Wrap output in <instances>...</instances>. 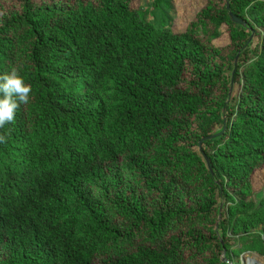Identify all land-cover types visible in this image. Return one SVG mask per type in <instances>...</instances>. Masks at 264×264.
<instances>
[{
    "label": "trees",
    "instance_id": "trees-1",
    "mask_svg": "<svg viewBox=\"0 0 264 264\" xmlns=\"http://www.w3.org/2000/svg\"><path fill=\"white\" fill-rule=\"evenodd\" d=\"M135 1L0 0V74L33 89L0 129V264L264 256V0L182 32Z\"/></svg>",
    "mask_w": 264,
    "mask_h": 264
},
{
    "label": "rangeland",
    "instance_id": "rangeland-1",
    "mask_svg": "<svg viewBox=\"0 0 264 264\" xmlns=\"http://www.w3.org/2000/svg\"><path fill=\"white\" fill-rule=\"evenodd\" d=\"M206 0H172L171 8L166 9L167 12V24L171 25L176 32H182L186 29L187 25L196 17L197 12L205 4ZM144 3H140L138 0L133 3L135 8H138ZM147 3L145 4V6ZM264 38V31H263ZM229 38L225 33L219 39L215 40L216 45L224 46L228 44ZM253 185L256 191L260 189L264 190V166L261 169H257L252 177ZM236 247L238 245H235ZM240 264H249V261H253L252 264H264V256L255 252H243L236 258V261Z\"/></svg>",
    "mask_w": 264,
    "mask_h": 264
},
{
    "label": "clouds",
    "instance_id": "clouds-1",
    "mask_svg": "<svg viewBox=\"0 0 264 264\" xmlns=\"http://www.w3.org/2000/svg\"><path fill=\"white\" fill-rule=\"evenodd\" d=\"M32 93L31 84L15 65L0 74V129L15 122L18 110L30 103ZM7 139L6 135H0V144L7 143Z\"/></svg>",
    "mask_w": 264,
    "mask_h": 264
},
{
    "label": "water",
    "instance_id": "water-1",
    "mask_svg": "<svg viewBox=\"0 0 264 264\" xmlns=\"http://www.w3.org/2000/svg\"><path fill=\"white\" fill-rule=\"evenodd\" d=\"M230 15H231V18L234 22H237V23H241V24H244L243 21H241L237 16H235L232 12H230ZM225 260V258H224Z\"/></svg>",
    "mask_w": 264,
    "mask_h": 264
},
{
    "label": "bare ground",
    "instance_id": "bare-ground-1",
    "mask_svg": "<svg viewBox=\"0 0 264 264\" xmlns=\"http://www.w3.org/2000/svg\"><path fill=\"white\" fill-rule=\"evenodd\" d=\"M252 263H253V261L250 260V261H249V264H252Z\"/></svg>",
    "mask_w": 264,
    "mask_h": 264
}]
</instances>
